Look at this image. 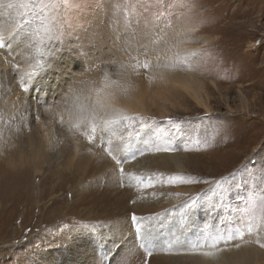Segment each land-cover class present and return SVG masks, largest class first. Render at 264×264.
I'll return each instance as SVG.
<instances>
[{
    "label": "rangeland",
    "instance_id": "1",
    "mask_svg": "<svg viewBox=\"0 0 264 264\" xmlns=\"http://www.w3.org/2000/svg\"><path fill=\"white\" fill-rule=\"evenodd\" d=\"M191 2L0 0L3 19L16 25L9 49L0 50V264H196L204 249L179 258L177 252L156 253L153 247L141 245L136 235L164 233L166 237V231L177 227L179 204L188 195L210 187L202 182L204 179H219L244 165L241 177L232 181L233 191L226 208L209 216L206 204L212 193H201L190 215L193 223L189 222V232L197 230L199 236L191 235L203 242L206 230L242 226V239L218 246L227 254L237 244L244 249L254 247L256 263L264 264V231L260 230L264 221L259 206L251 233L247 231V217L238 221L235 211L238 196L248 195L250 188L257 194L264 190V0H197L198 10L212 22L199 32V24H190L169 42L172 54L179 53L183 63L174 60L158 69L145 70L141 65L147 58L140 45L157 33H170ZM5 3L13 7L4 8ZM150 23L152 28L148 27ZM0 31H4L2 20ZM52 34L59 38L49 39ZM197 39L219 49L226 66L210 69L212 53L207 47L201 48ZM194 50L195 58L191 56ZM94 61H98L92 70L97 73L96 79L106 82L107 75V83L115 91L121 85L126 86L124 90L139 86L148 111L146 116L121 114L112 120L107 115L103 122L99 114L90 112L94 118L84 119L85 123L101 125V129L90 141L91 149L79 151L80 157L87 151L99 159L95 147L104 149L114 133L127 134L139 126L138 120L119 124L105 121L124 116L150 117L158 122L157 130L165 131L170 127L169 119L180 125L178 139L173 142L178 145L177 151L146 153L142 157L147 165L142 188L132 185L129 175L125 178L120 165L108 162L98 170L109 172L99 189L82 195V182L67 163L73 152L70 138L75 137L74 133V137L68 138L69 134L62 140L66 147L61 140L52 138L49 149H42L40 157L31 160L27 145L29 141L35 143V148L38 144V114L33 106L43 97L35 88L39 84L45 87V96L53 86L65 90L73 75ZM33 71L36 74L28 80V73ZM179 73H190L201 84L200 95L209 112L167 79ZM21 81L27 91L21 88ZM47 88L52 90L46 91ZM121 91L122 88L118 92ZM79 135L76 137L82 139ZM142 135L146 137L143 144H134L139 151L150 142L152 129ZM185 145L189 150H184ZM167 154L175 155L182 162V169L176 168ZM22 158L26 162L22 163ZM95 162L98 164L97 159ZM249 173L253 178L244 186ZM158 174L192 176L200 182L159 183L155 180ZM237 184L241 185L239 189ZM157 213L162 214L159 219L151 224L143 221L145 228L138 233L132 215Z\"/></svg>",
    "mask_w": 264,
    "mask_h": 264
},
{
    "label": "bare ground",
    "instance_id": "2",
    "mask_svg": "<svg viewBox=\"0 0 264 264\" xmlns=\"http://www.w3.org/2000/svg\"><path fill=\"white\" fill-rule=\"evenodd\" d=\"M93 73L94 75H92L89 78L90 82L88 83L87 87L83 90V94L81 95L79 101L75 105V108L77 110L82 111L85 120L91 121L94 118L93 115H91L90 113L92 111L100 115V120H102V122L104 121V118L107 115H111L110 116L111 120L115 118L117 115L121 116V114L129 115V116H134L136 114H141L145 116L147 115L146 113L148 110L146 105V99L145 96L143 95V91L139 86H135V87L132 86L130 90H124L126 88L125 85H121L120 87L118 86L119 90H121L122 88L121 93H119L118 92L119 90L115 91L116 89H114L107 83L108 81L103 82L101 81L100 78L96 79L97 73L94 71ZM171 76L172 77H167V76L165 77H167L169 82L173 84V87L175 86L176 89L185 92L188 96L192 98V100L195 102L196 105L200 106L201 108H204V111L209 112V108L206 106L200 95L202 86L196 80V78H194L190 73H181V74L179 73L178 75L174 74ZM29 79L30 78H28V80ZM39 85L37 86V89L35 88V90L37 91L39 89L42 92L43 97L40 96L41 98L38 99V103H35V106H33V108H35L36 110V114H38V117L35 122L36 141L38 142V144L36 143L37 144L36 148L34 147L35 143L33 144V142L29 141L27 145L30 150L32 161H35L37 158L40 157V153L42 149L46 150L48 148L49 142L53 140L52 138L54 139L56 138L62 141L66 139V137L69 134L70 135L68 136V138L70 136H73L71 135V133L72 134L74 133L75 137L73 136L74 138L72 137L70 138L73 140L72 141L73 152L71 153L67 163L68 166L72 168L71 172L73 174L78 175L82 182L81 187L82 190H84L82 195L88 196L92 190L97 191L100 187V183L103 182L104 179L109 175V172L107 173L98 172L100 168L101 169L103 168L104 164L108 162H114L116 164V161L113 160L112 157L109 156L108 152L106 151V149H108L109 147H111L113 155H115L117 159L120 160L127 159V162L123 164V169H124L123 173L125 175V178L127 177V175H129L130 183H132V185L139 186L140 188L145 186L144 183L146 176L145 171L147 169V165L145 163L146 158L138 157V159L135 161L128 159L130 156L136 154L135 152H139V148H135L134 144L137 143L139 144L140 142L141 144H143L142 139H146L144 135L138 138H133L129 140L126 144H124L121 143L119 137L121 135L127 137V134H125L124 132H118V133L116 132L114 133V136L111 140L112 141L111 145H109L107 141L104 149L100 148L98 150V148L95 147V154H98L99 159L93 157L94 153L89 154L87 151H85L86 152L85 156L80 157L79 151L81 149L82 150L91 149L88 148L90 147L89 145L90 141L88 137L90 135H93L91 129L94 126V124L93 125L89 124L90 122L87 124L85 123L84 119L73 120L69 116L62 117L59 113L61 111L66 113L68 112V109L63 108L62 106L53 107L51 105L61 100L62 95L65 92L63 87L61 86L62 88H60L57 86H53L52 87L53 90L47 88L46 91H50V90L52 91H50V93H48V95L46 94L47 96H45V94H43V90H45V87ZM101 105H103L104 107H101ZM161 107H162L161 113L165 112L164 106L162 105ZM99 123H101V121H99ZM96 129L97 130L94 134V137H97L99 135L101 125L99 127L97 126ZM79 131L84 132L80 134L83 136L82 139L78 138V136L76 137V135H79L78 134ZM86 133H88V136L86 135ZM64 144L66 143L62 141L63 148L66 147L64 146ZM167 155H168L167 156L168 159L175 165L176 168L182 169L183 164L175 155H171V154H167ZM82 159L84 162L83 165H82ZM95 159L98 160V164L97 162H95ZM23 160L24 158H22V163L26 162L25 160L23 162ZM10 163L13 164L14 162L11 161ZM139 181H142L143 183H140ZM191 221L192 219L190 218L189 222ZM163 231H164V227H163ZM196 231L197 230H195L193 233L192 231L188 233V235L191 236L193 240L194 237L192 235L195 234L196 236H199V233ZM172 232L173 230L166 231L167 233L166 237H164V233L162 235L160 234L158 235L156 233L157 235L154 236L153 234L150 235L147 232L142 233L140 235H136V237L138 239V242H141V245L153 247L156 253L166 251L169 252V254L170 253L172 254V252H177L176 255H178L179 258L180 257L184 258L192 255V252H190L188 248L180 249L177 248L176 245L171 244L172 241L171 239H174V237L171 235ZM218 248L220 249L219 251L212 250L214 254L211 256H205V255H202L201 257L199 256L196 264H257L256 263L257 254H256V249L254 247L247 246L246 249H244L241 248L240 246L239 247L235 246L232 252L229 254L225 253V251H223L220 246H218ZM180 251H183V253H181ZM203 251H209V249L205 248ZM167 256L168 255H165L164 257ZM66 262L65 264H70Z\"/></svg>",
    "mask_w": 264,
    "mask_h": 264
},
{
    "label": "snow or ice",
    "instance_id": "3",
    "mask_svg": "<svg viewBox=\"0 0 264 264\" xmlns=\"http://www.w3.org/2000/svg\"><path fill=\"white\" fill-rule=\"evenodd\" d=\"M47 7H54V5H49ZM13 31L8 33L5 36L4 31H0V50H8L11 44L10 37L13 35ZM178 35H180L178 33ZM59 37L55 34L49 36V39H58ZM174 47H178V45H174ZM141 52L147 58L145 62L141 65L145 70L147 69H158L161 65H165L174 60H179L182 64L183 61L180 60V54L177 53L175 55L172 54V47L169 46V42L163 36H156L155 39L152 40L150 45H141ZM197 55L194 50L191 53V56L195 58ZM36 74L35 71L28 73L29 78L31 79ZM108 77L105 75V80L107 81ZM115 83V82H113ZM21 88L24 91H27V88L24 86L23 81H21ZM101 107H104L101 105ZM82 112V111H81ZM133 120L139 121V126L135 127L133 130L128 131L127 137L121 135L119 140L121 143L126 144L129 140L133 138H138L142 134H144L148 129H152V138L150 142L147 143L146 147L137 152L136 154L130 156L128 159L137 160L138 157H143L146 153H160V152H175L178 150V145L173 142L178 139V134L180 132V125L174 120H167V124L170 126L167 131L160 128L158 129V122L154 118L150 117H129L124 116L120 120L113 121H105V124H119L121 121L130 122ZM129 128H132V124H128ZM96 127L93 126L91 132L93 135L88 137L89 141L94 139V134L96 132ZM155 136V140L153 139ZM112 141L109 140L108 144L111 145ZM184 150H189L187 145H185ZM108 155L112 157L113 160L116 161L117 165H120L121 173H123V164L127 162L126 160L117 159L115 155H113L111 147L106 149ZM246 169V165L241 166L239 169H236L234 172L229 173L227 176H222L219 179L215 180H207L204 179L202 182L205 184H209L210 187L207 190H202L203 192L212 193V195H208L206 209L209 216H212L214 213L218 212L221 208L227 207V201L229 196L231 195L232 181L236 180L238 177H241L242 172ZM253 178V174H248V181L245 182L244 186H247L249 182H251ZM155 180L159 183L166 184H175V183H194L200 182L197 178L192 176H184V175H171L165 176L164 174H158L155 176ZM143 183L142 181H139ZM151 180L149 181V185L151 186ZM241 185L237 184L236 188L239 189ZM201 193H196L194 195H188L187 199L179 204L180 210V218L177 221V227L173 230L172 236L174 239L171 241L172 244L176 245L177 248L183 249L188 248L190 252L196 253L202 249H209V251L202 252L205 256H211L214 254L212 250L219 251L218 245L221 243H229L234 240L242 239L245 235L244 229L242 226L232 227L228 229H218L215 232L205 231L204 240L201 242L200 240H193L189 233V220L192 211L197 207ZM239 201V206L235 207V211L237 213V220H242L247 217V231L249 233L252 232L253 228L256 226L257 217L255 215L256 208L259 206L261 219L264 221V190H261L259 194H257L255 189L250 188L249 194L244 197H237ZM174 208L177 206H173ZM168 210H165L167 213ZM162 214H155L151 216H137L135 214L132 215L131 219L134 224L137 226V232L140 233L145 226L142 224L143 221H149L151 224L152 221H156L159 219ZM148 224V225H149ZM147 225V226H148ZM261 231H264V226L261 227ZM240 245L237 244L236 247ZM261 247H264V244H261Z\"/></svg>",
    "mask_w": 264,
    "mask_h": 264
},
{
    "label": "clouds",
    "instance_id": "4",
    "mask_svg": "<svg viewBox=\"0 0 264 264\" xmlns=\"http://www.w3.org/2000/svg\"><path fill=\"white\" fill-rule=\"evenodd\" d=\"M6 9H11L13 5L11 3H5L2 5ZM203 11L198 10L197 0H192L191 4L188 7V10L183 14L180 18L179 22L172 28L170 33L168 34H155L153 38L143 44V45H150L152 40L155 39L156 36H163L168 42L172 41L175 36L182 30L185 29L190 24H199L201 27L198 29V32L201 31L204 27L212 22V19L207 15L203 14ZM148 14V13H146ZM9 17L11 13H8ZM0 20H2L4 25V34L10 33L16 27L15 24H9L8 19H3L2 14H0ZM149 28H152L151 23L148 25ZM109 29L112 30L111 22L109 24ZM196 43L201 46V48L207 47L209 51L212 53V56L209 60V67L210 69H214L216 66L221 68L225 67L226 65L223 63V55L219 49L214 48L210 42L202 41L201 39H197ZM141 46V45H140ZM98 61H94L91 64H86L85 69L81 72L75 73L66 86L65 92L62 95V98L59 102L52 104L51 106H62L65 109H68V112L61 111L59 114L63 116H69L73 120H82L84 119V115L81 111L75 108L76 103L79 101L81 95L83 94V90L87 87L89 78L94 75L93 68L97 64ZM101 62V61H100ZM101 66L103 63L101 62Z\"/></svg>",
    "mask_w": 264,
    "mask_h": 264
}]
</instances>
